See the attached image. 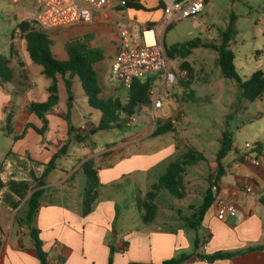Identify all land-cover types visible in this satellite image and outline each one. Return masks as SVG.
<instances>
[{
  "label": "crops",
  "instance_id": "1",
  "mask_svg": "<svg viewBox=\"0 0 264 264\" xmlns=\"http://www.w3.org/2000/svg\"><path fill=\"white\" fill-rule=\"evenodd\" d=\"M135 1L146 11L115 6L96 13L90 25L45 31L52 41L54 57L62 62L69 61L66 47L75 39L87 38L90 47L99 50L108 45L107 52L101 50L105 59L95 65L101 86V73L112 75V66L118 55V39L113 44L105 38L113 29L109 23L119 22L127 15L133 26L138 25L140 33L144 27L153 28L162 22L163 10L158 0H152L156 3L155 7L148 6L146 0ZM113 10L120 14L114 15ZM153 10L157 12L151 14ZM39 12L37 0H26L21 4L0 0V58L7 61L12 73L10 82L2 84L0 81V134L6 148L0 147V177L5 184L11 180L41 178L45 166L64 146H69L68 154L58 160L57 169L48 178L33 225L40 232L49 264H110L111 258L113 264H163L182 256L189 257L185 264H264V205L261 203L264 197V167L256 168L243 161L246 150L242 146L235 147L233 154L223 162L226 176L218 184L216 198V202L234 203L239 213L219 221L215 202L194 235L187 229L156 232L148 228L123 199L128 191L123 180L133 177L139 185L137 174L149 171L158 163L159 154L155 152H139L136 156L124 157L129 148H145L148 139L154 137L148 125L139 134L120 143L110 142L102 148L90 139L82 143L85 154L75 156L71 153V145L75 142L70 143L72 138L69 137V124L65 119L68 117L75 130L82 135L86 134L81 131L82 126L92 127L90 136L93 140L102 120L101 112L89 106L78 78L72 81L71 95L64 79L57 78L59 104L47 115L46 132H37L43 129L44 123L29 109L33 103L48 102V90L53 80L44 76L43 68L32 62L24 36L18 35L17 31L23 23L41 30L36 23ZM102 95L103 90V99ZM153 112L155 118H167L164 117L166 113ZM76 121L78 124H75ZM91 161L101 184L100 195L91 214L83 216V207L72 208L53 200L44 203L49 190H63L84 164ZM248 188L253 191L249 193ZM31 194L18 206L20 199L8 188L0 193V230L4 235L0 242V264H40L29 229L17 226L15 222ZM16 206L18 208L14 209ZM207 237V250H203L202 246L197 250L196 240L203 245ZM220 253L237 255L213 263L202 258Z\"/></svg>",
  "mask_w": 264,
  "mask_h": 264
},
{
  "label": "rangeland",
  "instance_id": "2",
  "mask_svg": "<svg viewBox=\"0 0 264 264\" xmlns=\"http://www.w3.org/2000/svg\"><path fill=\"white\" fill-rule=\"evenodd\" d=\"M146 4L150 7L156 6L152 0H146ZM150 12L154 14L157 11ZM113 14L120 13L113 10ZM119 23L127 27L133 26L127 15L120 18ZM137 26L134 24L133 28L135 38L139 40ZM109 27L113 29L105 36L106 41L115 44L118 29L115 23H109ZM229 30L234 32L229 49L235 55L236 72L240 79L246 82L255 73L264 72V0H210L204 12L198 17L170 27L165 35L164 44L169 52L175 47L196 40L203 44L220 46L223 34ZM106 48L101 50L107 52ZM178 56L176 64L188 63L191 76L187 87L177 89L172 96L173 99L167 102L166 108L162 112H156L162 115L166 113L164 117L167 118H155L151 107L145 106L124 124L123 129L114 127L108 131H99L94 135V140L90 136L91 130L83 135L89 136L88 140L92 139L102 148H106L110 142L120 143L139 134L145 125H148L154 134L157 130L155 119L171 121L175 128L174 133L150 137L145 148L138 150L129 148L125 152L124 157L136 156L139 152L149 154L155 152L159 155L156 160L158 163L154 167L137 174L139 185L133 177L123 180L125 187H128L123 199L143 220L145 210L142 205L148 193L159 185L160 178L167 174L170 165L184 160L188 154L200 153L205 159L187 168L184 187H178L181 193L184 190V197H176L167 188H162L154 202L157 207L155 222L145 223L156 232H177L178 229H187L195 235L197 231L189 229L185 219L192 218L204 204L205 196L210 189V178L218 170L217 155L221 150L224 133H231L235 147L242 146L245 150L247 144H264V98L254 102L246 99L237 81L223 75L218 64L219 55L213 50L198 48L185 60ZM100 82L105 101L120 100L123 105L127 103L128 89L121 82L114 80L110 74L102 73ZM9 119L10 115L7 122ZM133 120H136L135 124L131 123ZM77 122L75 124H78ZM1 135L0 147L5 148L3 146L5 140ZM70 151L75 156L86 152L83 144L77 142L71 145ZM55 179L56 176L53 180ZM87 186L88 178L81 169L63 190L62 188L49 190L43 201L45 203L53 200L57 204L65 203L72 208H81ZM26 212L27 208L24 206L19 217L24 218Z\"/></svg>",
  "mask_w": 264,
  "mask_h": 264
},
{
  "label": "trees",
  "instance_id": "3",
  "mask_svg": "<svg viewBox=\"0 0 264 264\" xmlns=\"http://www.w3.org/2000/svg\"><path fill=\"white\" fill-rule=\"evenodd\" d=\"M124 3L123 8L134 9L136 11H146L145 7L140 5L135 0H121ZM22 32L27 52L32 62L43 68V74L48 79L53 80V85L49 88V100L46 103H33L30 106L29 111L32 114L37 115L44 123L42 130H37L39 134H44L48 127L47 115L52 112L59 104L57 78L64 79L68 93L72 94L73 80L78 78L82 84L83 90L88 98V103L91 108L101 112L102 120L97 128V131H108L114 127L123 129L124 124L133 118L140 110L145 106H150L149 91L151 89V80L137 81L133 83V86L128 90V101L125 105L120 100L105 101L101 98L102 89L99 83V76L95 69L97 63L102 62L105 59L103 51L90 47L87 38L75 39L68 43L66 49L69 54V61L62 62L57 60L51 50L52 41L48 34L43 30H35L29 23H23L19 26ZM234 32L229 30L223 34L222 44L220 46L203 44L200 40H196L187 45L175 47L172 52L167 51L168 55L173 58L175 55L185 60L192 52L198 48L210 49L218 53V64L222 70L223 75L228 78L237 81L239 88L243 92V95L249 101L262 100L264 98V72L259 71L255 73L252 78L246 82H243L238 76L235 68V55L229 49L231 38ZM184 69L190 70L188 63L182 65ZM11 71L7 67V61L0 58V81L2 84H6L12 80ZM191 76V74H190ZM189 82V81H188ZM188 82L183 84V87H187ZM10 120V119H9ZM69 124V137L72 138L71 142L85 143L89 136L80 134L72 126L70 119H65ZM157 130L153 134L154 137H161L175 132V128L171 121H163L158 119ZM256 151L264 155V144H255ZM69 146H64L58 154H56L50 163L45 166V171L41 178L34 177L32 181H9L6 184L0 177V193L3 189L8 188L14 195L20 199L21 204L23 200L30 194L31 196L26 201L25 205L27 212L24 218H20L19 211L15 218V222L20 227H26L29 229L30 237L34 243V247L37 251L40 264H49L48 254L43 250V242L39 237V231L34 228V222L41 207V201L45 194V187L48 185L49 176L57 169V162L63 156L68 154ZM235 150V143L232 134L229 132L224 133L221 143V150L217 155V172L210 178V189L208 190L204 204L199 208L192 216V218H186L185 222L189 229L198 231L201 227L205 215L210 208L216 202L219 182L226 176V171L223 162L227 157ZM197 154V155H196ZM196 155V156H195ZM205 158L202 154L195 152L184 157V160H180L177 163H173L168 168L167 174L160 178V183L155 186L153 191L148 193L146 201L143 203L142 208L145 210L143 221L146 224L155 222L156 210L154 202L158 198L159 190L167 188L174 196L183 198L185 193L178 191V187H184V176L187 172V168L195 165L196 163L203 161ZM83 170L88 178V186L84 194L83 203V216H88L93 210L95 202L100 195V182L98 172L94 167V163L87 162L83 166ZM261 203L264 205V197L261 199ZM16 206L14 209L18 208ZM201 243L196 240L195 247L201 248ZM114 254V249H112ZM237 254H216L211 257H202L206 261L213 263L218 260H226L235 257ZM189 259L187 256L180 258H174L163 264H185ZM110 264H113V258L110 259ZM142 264V263H132Z\"/></svg>",
  "mask_w": 264,
  "mask_h": 264
},
{
  "label": "built area",
  "instance_id": "4",
  "mask_svg": "<svg viewBox=\"0 0 264 264\" xmlns=\"http://www.w3.org/2000/svg\"><path fill=\"white\" fill-rule=\"evenodd\" d=\"M26 0H11L21 4ZM163 10L160 25L144 27L135 38L133 27L115 22L118 29V55L112 66V78L121 82L130 90L134 82L151 80L149 91L150 106L153 111H162L177 89L190 80V71L177 65L178 55L171 58L166 50L164 38L167 30L184 20L202 14L210 0H158ZM40 12L36 19L37 26L43 31L59 30L78 25H90L95 14L115 6H123L120 0H37ZM21 35V31H17ZM157 120L154 124L157 126ZM136 123V120L131 122ZM82 132L90 131L89 125L81 127ZM243 161L256 168L264 167V155L256 151L255 145H246ZM247 191L251 193L252 188ZM217 218L225 221L228 216L239 213L234 203L216 202ZM4 235L0 230V242ZM207 237L202 245L207 250Z\"/></svg>",
  "mask_w": 264,
  "mask_h": 264
}]
</instances>
